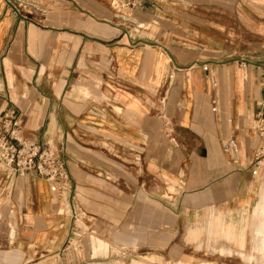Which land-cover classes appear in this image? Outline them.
<instances>
[{
	"label": "crops",
	"instance_id": "crops-1",
	"mask_svg": "<svg viewBox=\"0 0 264 264\" xmlns=\"http://www.w3.org/2000/svg\"><path fill=\"white\" fill-rule=\"evenodd\" d=\"M263 84L264 0H0V112L63 144L70 177L64 194L29 173L0 188V264L245 250Z\"/></svg>",
	"mask_w": 264,
	"mask_h": 264
},
{
	"label": "built area",
	"instance_id": "built-area-1",
	"mask_svg": "<svg viewBox=\"0 0 264 264\" xmlns=\"http://www.w3.org/2000/svg\"><path fill=\"white\" fill-rule=\"evenodd\" d=\"M111 4L124 11L145 7L148 0H110ZM24 122L12 110L0 112V188L8 190L14 181L25 174L44 179L58 193L69 187L70 177L63 157L64 145L48 142H32L23 137ZM259 139L254 157L255 164L264 174V84L262 107L253 126Z\"/></svg>",
	"mask_w": 264,
	"mask_h": 264
},
{
	"label": "rangeland",
	"instance_id": "rangeland-1",
	"mask_svg": "<svg viewBox=\"0 0 264 264\" xmlns=\"http://www.w3.org/2000/svg\"><path fill=\"white\" fill-rule=\"evenodd\" d=\"M260 178L262 192L252 213L249 244L245 250L243 243L241 249L210 242L193 247L161 245L157 248L139 244H109L110 257L103 264H264V174ZM236 241L239 247V241ZM71 245L77 247L74 241Z\"/></svg>",
	"mask_w": 264,
	"mask_h": 264
},
{
	"label": "bare ground",
	"instance_id": "bare-ground-1",
	"mask_svg": "<svg viewBox=\"0 0 264 264\" xmlns=\"http://www.w3.org/2000/svg\"><path fill=\"white\" fill-rule=\"evenodd\" d=\"M132 264H145V263H143V262H133Z\"/></svg>",
	"mask_w": 264,
	"mask_h": 264
}]
</instances>
